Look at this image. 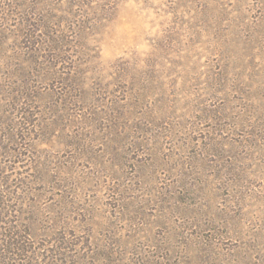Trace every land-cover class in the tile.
I'll return each instance as SVG.
<instances>
[{
  "label": "rangeland",
  "instance_id": "obj_1",
  "mask_svg": "<svg viewBox=\"0 0 264 264\" xmlns=\"http://www.w3.org/2000/svg\"><path fill=\"white\" fill-rule=\"evenodd\" d=\"M0 264H264V0H0Z\"/></svg>",
  "mask_w": 264,
  "mask_h": 264
}]
</instances>
